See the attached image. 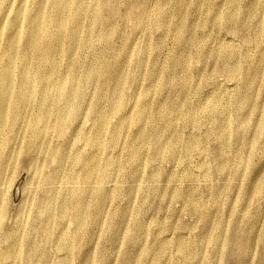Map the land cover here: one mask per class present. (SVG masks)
Here are the masks:
<instances>
[{"label": "rangeland", "instance_id": "1", "mask_svg": "<svg viewBox=\"0 0 264 264\" xmlns=\"http://www.w3.org/2000/svg\"><path fill=\"white\" fill-rule=\"evenodd\" d=\"M70 1L0 0V264H264V0Z\"/></svg>", "mask_w": 264, "mask_h": 264}, {"label": "bare ground", "instance_id": "2", "mask_svg": "<svg viewBox=\"0 0 264 264\" xmlns=\"http://www.w3.org/2000/svg\"><path fill=\"white\" fill-rule=\"evenodd\" d=\"M74 3H77V1H70V0H68V4H69V8L70 7H73L72 5H74ZM80 9H78L77 7H76V9H75V12H78ZM37 31V30H36ZM48 31H49V24L46 22V23H44L42 26H41V30L39 29V31H38V33H37V36H34V39H32V40H29L28 41V46L29 47H36V46H40V44H42V39H43V37H45L46 35H47V33H48ZM18 36H19V34H18ZM21 37V36H20ZM20 37H16V38H14V40L12 41V43H11V46H13L14 48H16L17 46H19L20 45ZM22 39V38H21ZM78 41V40H77ZM78 44V43H77ZM74 46H75V44H74ZM28 47V48H29ZM77 47V46H76ZM51 49H47V52H49ZM32 52V51H31ZM25 55V54H24ZM23 55V57H27V55H25L24 56ZM24 61V60H23ZM7 63H8V61H7ZM5 64V65H3V67H2V70L0 71V100H3V101H8V99H7V95H6V93H5V89L10 85V83H11V79H12V77H13V75H14V73H13V70L11 69V68H9L8 67V64ZM29 64V63H28ZM30 66V65H29ZM26 69H28V68H26ZM29 71V70H28ZM28 71H25L26 73H28ZM24 72V71H23ZM25 72H24V74H25ZM27 75V74H26ZM15 76V75H14ZM28 76V75H27ZM26 76V77H27ZM39 76V73H38V70L37 69H35V77H38ZM74 78V77H73ZM73 78L72 79H68V80H66L65 82H63L62 84H64V86H65V84H69L70 82H72L73 83ZM66 79V78H65ZM64 79V80H65ZM72 86H73V84H72ZM61 88H63L64 89V87H61ZM68 88V87H67ZM73 90V89H72ZM72 93V92H71ZM81 93H82V90H81V88L77 85V86H74V95L76 96V97H79L80 95H81ZM11 95V94H10ZM5 99V100H4ZM10 99V98H9ZM70 104V103H69ZM68 105V104H67ZM69 107V106H68ZM69 109V108H68ZM143 116V115H142ZM6 117H7V112H3V113H1V115H0V119H6ZM132 150H133V152L132 153H135L134 155L136 156V155H138L141 151H139V150H141L140 148H139V150L138 149H136L135 147H132ZM142 154V153H141ZM140 154V155H141ZM139 159V158H138ZM104 190V189H103ZM99 192H100V190H99ZM101 193V192H100ZM105 195V194H104ZM81 201H83V200H81ZM82 203V202H81ZM82 205V204H81ZM78 213V212H77ZM80 214V213H79ZM77 220V219H76Z\"/></svg>", "mask_w": 264, "mask_h": 264}]
</instances>
